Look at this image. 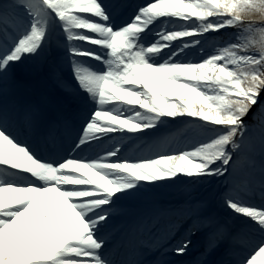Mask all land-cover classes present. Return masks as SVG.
Returning a JSON list of instances; mask_svg holds the SVG:
<instances>
[{
    "label": "snow or ice",
    "instance_id": "6c2138e0",
    "mask_svg": "<svg viewBox=\"0 0 264 264\" xmlns=\"http://www.w3.org/2000/svg\"><path fill=\"white\" fill-rule=\"evenodd\" d=\"M64 64L70 99L47 88ZM129 133L155 151L121 155ZM185 178L218 179L231 216L176 210L175 244L161 214L113 228ZM194 232L191 264H264V0H0V264H186Z\"/></svg>",
    "mask_w": 264,
    "mask_h": 264
},
{
    "label": "rangeland",
    "instance_id": "374dc122",
    "mask_svg": "<svg viewBox=\"0 0 264 264\" xmlns=\"http://www.w3.org/2000/svg\"><path fill=\"white\" fill-rule=\"evenodd\" d=\"M125 2H127V3H138V2H140V0H125ZM130 11H131V9L126 8L122 11L121 14H125L126 12H127V14H129ZM85 46H87V45H85ZM198 55H199L198 49H189V50H186V55H185L184 59H186V60L187 59H194V58L198 57ZM93 62H95V61H93ZM60 76H61L62 80L64 81V87L58 86L54 80L49 79V81L47 83V88L54 91L57 95H60L62 97H67L70 99L71 98L70 90L72 88H74L75 81L72 78L70 68L68 67L67 64H64L62 66ZM29 79H30V77H29ZM58 91H61V93L58 94ZM189 119H191V118H189ZM113 134L116 137L119 136L118 133H113ZM138 135L139 134L129 133V137L132 138V140H134V142L130 144V148H126L128 150V151H126L127 153L123 151L120 153L121 155L139 156V154L133 153L134 146L136 145L137 142L144 141L145 139L150 138V141H151V137H141V138L137 139ZM129 152H131V154ZM90 154L92 155L93 153L90 152ZM90 154L88 152L85 154L83 153V155H90ZM101 155H103V153H101ZM141 183H142V185H147L150 182H141ZM156 184H157V186L154 188L142 187L141 191L133 196L136 198L129 197V198H125L122 201L121 207L124 205H127L128 202H130V201H134V203H133L134 208H132V210L127 211L128 216L140 213L143 210H145L147 207H150V206L143 205L145 200H147L148 204L152 205V204H155L154 203L155 201H158V203H156V204H160V203H165L167 201L173 200L175 198L178 200H182V201L183 200L184 201L190 200L192 202V204L201 205L200 209L205 208V209L211 210V212L214 211L215 213H218L219 217H221V218H229L231 216L230 210H228L227 208H225L223 206V202L221 199V194L224 190V186L216 178H204L200 181H190L188 178H185L184 181H178L177 183H174V184L173 183H166L164 181H158V182H156ZM157 191H159L160 194H154ZM163 195L167 196V198H163ZM258 197L259 196H257V199H256L257 203H259ZM133 199H135V200H133ZM211 199H212V201H211ZM159 200H160V202H159ZM184 201L180 202L182 204L180 206V209L183 207H186L187 204H185ZM204 205H209V207H206ZM236 223L239 224L240 222L237 220ZM186 234L187 233H185V232L182 233L181 231H178L175 233V236L171 241L175 244L177 242H175L174 240L177 238L178 235H186ZM201 234H202L201 232H194L191 237H193V236L197 237ZM192 242L198 243V240L194 241V239H192ZM200 252H201V250L197 249V246H190L189 251H188V255L183 256L180 259H182L183 261L185 259H188L186 264H191V262L194 261L198 257L197 255L200 254ZM174 258L177 259V257H174ZM190 258H191V260H190Z\"/></svg>",
    "mask_w": 264,
    "mask_h": 264
},
{
    "label": "bare ground",
    "instance_id": "6f19581e",
    "mask_svg": "<svg viewBox=\"0 0 264 264\" xmlns=\"http://www.w3.org/2000/svg\"><path fill=\"white\" fill-rule=\"evenodd\" d=\"M144 147H145L144 145L141 146V144H140L139 146H137L136 148H134L133 151H135V152H133V153H136V151H137V153H140L141 151L144 150ZM174 201H176V200H174ZM171 202H172V203H171ZM171 202H169V203H167V204H164V205H160V208H159V209H161L160 211H157V210H154V209H150V211L147 212V213H153V214H161V215H160L159 225H158V227L161 228V229L166 228V227H165V223H164V216H165V214H162V209H164L165 211H167L169 207H174L175 205H178L176 202H173V201H171ZM189 204H191V203H189ZM121 209H122V211H123V215H120V216L116 217V219H115V226H113V228H118L120 224H122L123 222H125V221L129 218V217L127 216V210H128V209H127L126 207H122ZM202 209H203V210H202ZM202 209H201V211H200V209H199V212H200L201 215H208V214H211V210L204 209V208H202ZM167 212H168V211H167ZM171 212H173V210H172ZM171 212H168V213H171ZM164 213H166V212H164ZM212 214H214L213 211H212ZM194 218H195V217H194ZM188 220H191V219H188ZM191 221H192V220H191ZM191 221H190V222H191ZM188 222H189V221H186L185 224L188 223ZM190 222H189V223H190ZM239 222H240V221H239ZM183 228H184V227L181 226L179 229H183ZM187 228H188V227H187ZM201 244H202L201 242H200V243H197V244L192 243L191 246H194V245L200 246Z\"/></svg>",
    "mask_w": 264,
    "mask_h": 264
}]
</instances>
